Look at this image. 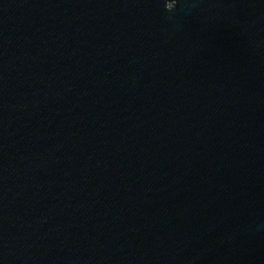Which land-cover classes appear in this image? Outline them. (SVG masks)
<instances>
[{
  "label": "water",
  "instance_id": "obj_1",
  "mask_svg": "<svg viewBox=\"0 0 264 264\" xmlns=\"http://www.w3.org/2000/svg\"><path fill=\"white\" fill-rule=\"evenodd\" d=\"M0 264H264V0H0Z\"/></svg>",
  "mask_w": 264,
  "mask_h": 264
}]
</instances>
